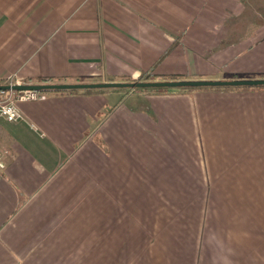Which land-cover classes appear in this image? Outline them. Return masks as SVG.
I'll use <instances>...</instances> for the list:
<instances>
[{
    "label": "crops",
    "instance_id": "1",
    "mask_svg": "<svg viewBox=\"0 0 264 264\" xmlns=\"http://www.w3.org/2000/svg\"><path fill=\"white\" fill-rule=\"evenodd\" d=\"M247 1L0 0V81L264 79V0ZM17 106L0 117V264H264V90Z\"/></svg>",
    "mask_w": 264,
    "mask_h": 264
},
{
    "label": "water",
    "instance_id": "2",
    "mask_svg": "<svg viewBox=\"0 0 264 264\" xmlns=\"http://www.w3.org/2000/svg\"><path fill=\"white\" fill-rule=\"evenodd\" d=\"M264 86V79L250 80H172V81H145V82H101V83H50L0 85V92L4 91H37L60 92L85 89H199V88H237Z\"/></svg>",
    "mask_w": 264,
    "mask_h": 264
},
{
    "label": "built area",
    "instance_id": "3",
    "mask_svg": "<svg viewBox=\"0 0 264 264\" xmlns=\"http://www.w3.org/2000/svg\"><path fill=\"white\" fill-rule=\"evenodd\" d=\"M23 84L15 75H9L5 78L3 85ZM46 93L37 91H4L0 92V117L8 122H16L23 119V114L17 106L18 102L43 100ZM3 167L0 153V170Z\"/></svg>",
    "mask_w": 264,
    "mask_h": 264
},
{
    "label": "trees",
    "instance_id": "4",
    "mask_svg": "<svg viewBox=\"0 0 264 264\" xmlns=\"http://www.w3.org/2000/svg\"><path fill=\"white\" fill-rule=\"evenodd\" d=\"M150 74H145L143 75L142 77H140L139 80H130V79H127L126 81L127 82H138V81H142V82H145V81H149V78H150ZM170 80H175V79H170ZM38 82L39 83H44V84H50L53 82V79L51 78H45V79H38ZM0 85H3V83L0 81ZM122 89V88H121ZM202 89H211V88H202ZM213 89H231L230 87H224V88H213ZM233 89H240V90H264V86H260V87H237V88H233ZM137 90V89H135ZM140 90V89H138ZM155 90H165V89H155ZM184 90H194V89H184ZM78 90H68V92H77ZM83 93H91L93 91V89H85V90H82ZM62 92H65V91H60V93Z\"/></svg>",
    "mask_w": 264,
    "mask_h": 264
},
{
    "label": "rangeland",
    "instance_id": "5",
    "mask_svg": "<svg viewBox=\"0 0 264 264\" xmlns=\"http://www.w3.org/2000/svg\"><path fill=\"white\" fill-rule=\"evenodd\" d=\"M251 1L253 2V0H248L247 1V3H248V5H250V6H252V4H251ZM252 10L254 11L253 13L255 14V12H256V14H255V17H257V19H259L260 21H257L256 23H254V24H260V23H263V25H264V8H255V9H253L252 8ZM250 12H252V11H250V9H248L247 10V14L249 15V16H254V14H251ZM122 89H127V88H122Z\"/></svg>",
    "mask_w": 264,
    "mask_h": 264
}]
</instances>
